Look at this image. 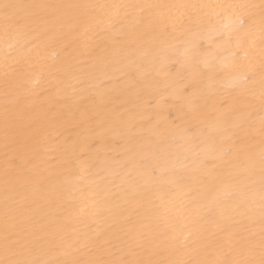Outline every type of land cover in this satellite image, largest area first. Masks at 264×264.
Listing matches in <instances>:
<instances>
[{
  "label": "snow or ice",
  "instance_id": "1",
  "mask_svg": "<svg viewBox=\"0 0 264 264\" xmlns=\"http://www.w3.org/2000/svg\"><path fill=\"white\" fill-rule=\"evenodd\" d=\"M0 264H264V0H0Z\"/></svg>",
  "mask_w": 264,
  "mask_h": 264
},
{
  "label": "bare ground",
  "instance_id": "2",
  "mask_svg": "<svg viewBox=\"0 0 264 264\" xmlns=\"http://www.w3.org/2000/svg\"><path fill=\"white\" fill-rule=\"evenodd\" d=\"M108 2H121V0H108ZM158 2L168 3V2H180V0H158ZM49 54L51 49L48 50Z\"/></svg>",
  "mask_w": 264,
  "mask_h": 264
}]
</instances>
